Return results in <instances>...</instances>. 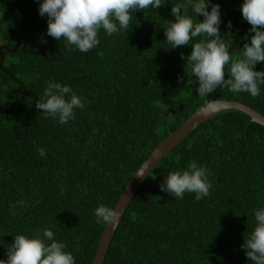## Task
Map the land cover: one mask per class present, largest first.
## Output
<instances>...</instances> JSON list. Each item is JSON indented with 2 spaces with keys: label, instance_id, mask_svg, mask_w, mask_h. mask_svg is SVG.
Instances as JSON below:
<instances>
[{
  "label": "trees",
  "instance_id": "16d2710c",
  "mask_svg": "<svg viewBox=\"0 0 264 264\" xmlns=\"http://www.w3.org/2000/svg\"><path fill=\"white\" fill-rule=\"evenodd\" d=\"M185 2L161 0L160 8L133 10L127 30L109 36L101 29L100 44L85 53L47 35L42 0H0V48L21 43L14 53L0 50V260L16 235L39 232L43 238L47 228L75 264H91L105 226L95 209L114 208L153 149L190 115L214 97L264 116V84L255 98L224 86L199 96L198 78L186 72L181 54L190 55L203 37L171 48L165 35L168 21H175L172 7ZM217 3L221 38L232 57H241L254 35L240 11L244 0H210L209 11ZM188 14L204 19L191 7ZM254 70L264 71V62ZM225 73L228 79V67ZM48 82L70 86L83 98L85 107L64 125L36 107ZM181 83L189 94L167 97ZM191 161L209 171L210 195L197 201L195 193L179 199L161 191L168 174L187 170ZM262 208L264 127L236 110L218 113L147 176L104 264H253L241 246Z\"/></svg>",
  "mask_w": 264,
  "mask_h": 264
},
{
  "label": "clouds",
  "instance_id": "9594fccd",
  "mask_svg": "<svg viewBox=\"0 0 264 264\" xmlns=\"http://www.w3.org/2000/svg\"><path fill=\"white\" fill-rule=\"evenodd\" d=\"M209 3L210 0H186L172 7L175 21H168L169 26L165 28L168 45L171 48L187 46L193 38L203 37L191 46L190 55L181 54L187 61L186 72L190 71L198 78L200 97L209 96L218 86L227 87L233 93L246 92L254 98L259 96L258 85L264 84V71L254 68L258 62H264V0H244L241 6L243 19L252 26L249 31L254 35L250 43L244 44L242 56L236 58L230 55L229 45L220 35L221 6L213 4L209 11ZM150 6L160 8L161 0H42L39 14L48 17L47 35L57 40L63 38L70 50H74V46L86 53L100 44L98 33L101 29L109 36L127 30L131 12ZM190 7L197 16L203 15L202 22L194 21L188 14ZM227 27L231 29V21ZM226 67L228 79H225ZM68 94L70 98H67ZM209 106L214 108L216 105ZM36 107L43 110L46 117H58L59 123L64 125L75 119V109H83L85 105L83 98L70 86L48 82L43 99L37 101ZM145 173L141 169L136 175L144 177ZM209 175L205 166L191 161L187 170L170 172L160 189L179 199H183L186 192L195 193V199L199 201L210 195L212 183ZM19 203L24 204L22 201ZM94 214L97 223L105 224L117 223L121 215L117 209L103 204L95 209ZM255 219L256 227L241 247L253 264H264V208L255 211ZM66 247L65 243L57 242L53 231L47 228L43 230V238L39 232L31 238L16 235L8 248L7 259L0 260V264H75L73 254L65 251Z\"/></svg>",
  "mask_w": 264,
  "mask_h": 264
},
{
  "label": "water",
  "instance_id": "95a60500",
  "mask_svg": "<svg viewBox=\"0 0 264 264\" xmlns=\"http://www.w3.org/2000/svg\"><path fill=\"white\" fill-rule=\"evenodd\" d=\"M22 43L23 45H26V41H23ZM20 44L21 43L16 44L12 50H9L4 46H2L0 50L3 49L7 52L14 53ZM2 62L3 58L0 56V66L2 65ZM213 103L216 105L214 108L209 106ZM228 110L242 112L249 116L251 122L264 127V116L253 108L240 102L215 100L214 97H212L205 106L195 111L174 132L161 141L133 174L113 208L120 212V219L115 224H105L91 264H104L114 233L117 230L131 200L142 186L149 173L157 167L170 151L176 148L201 124L209 120L212 116ZM141 169L146 171L144 177L136 175Z\"/></svg>",
  "mask_w": 264,
  "mask_h": 264
},
{
  "label": "rangeland",
  "instance_id": "374dc122",
  "mask_svg": "<svg viewBox=\"0 0 264 264\" xmlns=\"http://www.w3.org/2000/svg\"><path fill=\"white\" fill-rule=\"evenodd\" d=\"M189 86L181 83L180 85H178V87H173L172 89H170L167 93V97L170 98H175V97H179V96H185L189 94Z\"/></svg>",
  "mask_w": 264,
  "mask_h": 264
}]
</instances>
